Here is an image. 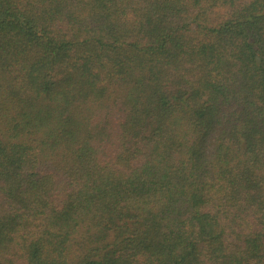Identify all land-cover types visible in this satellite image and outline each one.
<instances>
[{
	"label": "trees",
	"instance_id": "trees-1",
	"mask_svg": "<svg viewBox=\"0 0 264 264\" xmlns=\"http://www.w3.org/2000/svg\"><path fill=\"white\" fill-rule=\"evenodd\" d=\"M0 264H264V0H0Z\"/></svg>",
	"mask_w": 264,
	"mask_h": 264
}]
</instances>
